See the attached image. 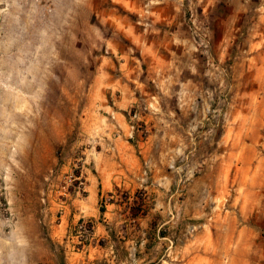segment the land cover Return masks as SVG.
Returning a JSON list of instances; mask_svg holds the SVG:
<instances>
[{"label": "rangeland", "instance_id": "1", "mask_svg": "<svg viewBox=\"0 0 264 264\" xmlns=\"http://www.w3.org/2000/svg\"><path fill=\"white\" fill-rule=\"evenodd\" d=\"M0 264H264V0H0Z\"/></svg>", "mask_w": 264, "mask_h": 264}]
</instances>
